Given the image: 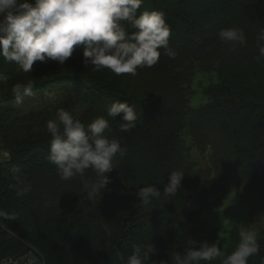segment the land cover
Masks as SVG:
<instances>
[{
  "label": "trees",
  "instance_id": "trees-1",
  "mask_svg": "<svg viewBox=\"0 0 264 264\" xmlns=\"http://www.w3.org/2000/svg\"><path fill=\"white\" fill-rule=\"evenodd\" d=\"M145 10L163 13L175 55L160 49L157 64L135 76L85 67L81 47L63 66L36 62L31 73L0 58V72L8 76L0 82V151L9 153L0 161V210L7 217H0V259L36 249L44 264H126L137 236L157 248L146 264H162L171 251L183 253L189 238L215 242L221 229L206 217L220 212L236 190L253 198L221 250L231 254L239 230L253 222L262 227L256 231L260 251L248 264H264V57L257 59L256 43L264 0H144L138 14ZM229 27L242 29L246 43L221 41L219 31ZM199 71L215 73L216 81L199 82L207 102L192 107ZM28 79L33 94L17 110L11 85ZM117 100L138 114L131 133L119 130L120 116H107ZM61 108L85 126L104 116L110 122L105 135L127 148L107 173L101 199L87 197L94 172L62 180L47 159L46 124ZM172 171L185 173L178 193L143 204L137 189L155 184L163 191ZM23 187L30 191L18 196Z\"/></svg>",
  "mask_w": 264,
  "mask_h": 264
},
{
  "label": "clouds",
  "instance_id": "clouds-1",
  "mask_svg": "<svg viewBox=\"0 0 264 264\" xmlns=\"http://www.w3.org/2000/svg\"><path fill=\"white\" fill-rule=\"evenodd\" d=\"M144 0H0V58L17 65L23 73H31L36 62L63 66L81 47L82 63L95 71L107 69L116 76H135L138 68H151L160 59L161 51L170 58V27L163 13L152 10L139 12ZM129 28L132 31H129ZM219 38L229 44H244L242 29L223 28ZM259 55L264 57V30L257 35ZM8 76L0 72V82ZM34 81H17L11 85V94L17 103L33 94ZM122 114L119 130L125 133L137 126L138 114L129 103L119 100L107 107V116ZM51 136L47 159L56 166L62 180L84 176L91 170L95 179L86 185L89 200L101 199L110 184L114 160L127 155V148L105 135L110 122L99 116L85 126L80 119L65 109H58L56 119L46 124ZM185 173L172 171L163 191L155 184L140 187L136 196L143 204L152 199L175 196ZM30 191L17 188L18 196ZM0 217L6 214L0 210ZM183 253L170 252V260L162 264H201L202 261L220 260V264H248L250 256L258 254L260 245L256 231L239 230L235 250L225 256L221 242L197 241L189 238ZM157 252L154 243L136 244L126 264H146Z\"/></svg>",
  "mask_w": 264,
  "mask_h": 264
},
{
  "label": "rangeland",
  "instance_id": "rangeland-1",
  "mask_svg": "<svg viewBox=\"0 0 264 264\" xmlns=\"http://www.w3.org/2000/svg\"><path fill=\"white\" fill-rule=\"evenodd\" d=\"M205 79V84L210 83L211 81H216V74L212 73L210 76L205 72L199 71L194 78L193 86L196 88L195 93L190 98V105L192 107H198L201 104L207 102V96L201 91L199 82ZM28 103V97H24L21 103L16 102L17 110H20L25 107ZM29 107V106H28ZM28 110V109H27ZM122 116L121 114L119 115ZM7 154L6 152H0ZM38 161V158H35ZM252 194L241 193L239 191H232L226 197L225 203L221 207L220 212H215L206 217L207 223L210 227L220 228L221 230L217 233V237L220 240L222 245H226L230 239V229L235 225H240L244 222L247 217L248 204L252 200ZM260 212L264 220V206L260 207ZM248 230L257 231L262 227L253 222L250 223ZM212 230V229H211ZM209 230V231H211ZM137 236L131 240V244H144L145 241L141 239H135Z\"/></svg>",
  "mask_w": 264,
  "mask_h": 264
},
{
  "label": "built area",
  "instance_id": "built-area-1",
  "mask_svg": "<svg viewBox=\"0 0 264 264\" xmlns=\"http://www.w3.org/2000/svg\"><path fill=\"white\" fill-rule=\"evenodd\" d=\"M27 256H28V261L33 264L34 259H35L34 256H32V255H30V256L27 255ZM0 264H22V263L18 258L15 261L10 258L9 260H6Z\"/></svg>",
  "mask_w": 264,
  "mask_h": 264
}]
</instances>
